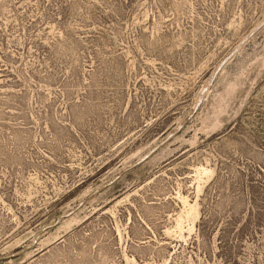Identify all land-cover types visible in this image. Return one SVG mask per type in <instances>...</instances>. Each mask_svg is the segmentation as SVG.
I'll return each mask as SVG.
<instances>
[{
  "label": "rangeland",
  "instance_id": "rangeland-1",
  "mask_svg": "<svg viewBox=\"0 0 264 264\" xmlns=\"http://www.w3.org/2000/svg\"><path fill=\"white\" fill-rule=\"evenodd\" d=\"M0 264H264V0H0Z\"/></svg>",
  "mask_w": 264,
  "mask_h": 264
}]
</instances>
